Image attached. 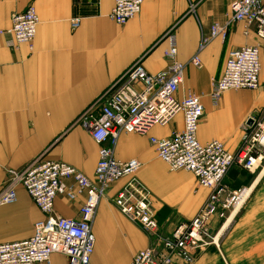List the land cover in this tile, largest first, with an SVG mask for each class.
<instances>
[{"label": "crops", "instance_id": "1", "mask_svg": "<svg viewBox=\"0 0 264 264\" xmlns=\"http://www.w3.org/2000/svg\"><path fill=\"white\" fill-rule=\"evenodd\" d=\"M234 1L145 0L141 12L121 25L110 17L115 0H0V30L11 27L13 15L31 4L40 18L33 49L27 44L10 49L0 34V194L14 173H22L37 159L65 162L93 180L100 146L76 118L135 62L141 61L151 73L166 70L170 60L164 54L168 44L165 35L171 29L177 40V60L186 65L177 96L192 92L204 105L199 141L206 144L219 140L228 151L236 152L244 125L262 102L253 99V90L242 89L225 92L214 104L211 92L229 51L258 43L254 31L244 22L232 24L226 38H214L201 52L202 68L189 63L202 34L209 35L214 23L229 21ZM191 4H195L194 11ZM73 18L81 19L77 29L72 27ZM259 88L264 96V54ZM182 129L183 115L178 113L168 125H156L147 134L121 133L115 146L117 159L136 158L143 163L138 177L150 191L156 218L168 233L191 220L210 194L193 173L172 171L150 142L151 137H169ZM233 170L239 172L237 180L245 186L244 169L239 166L228 171L227 184L232 187L235 182L230 175ZM126 181L115 182L99 204L93 223L96 243L92 264H131L139 251L154 243L111 201ZM65 183L74 184L71 179ZM262 185L264 169L245 190L234 213L240 210L237 216L233 214L227 227L224 225L218 233V245L199 248L191 263L175 255L174 264H264ZM15 187L17 200L0 206L1 242L30 238L36 222L44 218L24 186L17 182ZM85 200L84 191L77 190L74 200L58 195L55 213L78 217ZM220 221L214 218L212 227L217 229ZM40 264H68V258L56 253L50 263Z\"/></svg>", "mask_w": 264, "mask_h": 264}, {"label": "built area", "instance_id": "2", "mask_svg": "<svg viewBox=\"0 0 264 264\" xmlns=\"http://www.w3.org/2000/svg\"><path fill=\"white\" fill-rule=\"evenodd\" d=\"M144 1L115 0L111 19L126 24L141 12ZM191 10H195V4H191ZM71 22L73 29H77L81 19L73 18ZM239 22L254 31L258 43L229 51L221 76L213 82L211 98L214 104L227 91L260 87L264 0H235L229 21L214 23L209 35L202 34L199 48L189 63L202 68L201 52L205 47L214 38H226L229 26ZM39 24L36 7L31 4L23 12L14 14L11 27L0 30V34L4 35L10 49H17L22 44L33 49ZM165 39L168 44L164 54L170 60L166 70L151 73L141 61L135 62L79 115L76 123L86 129L100 146L93 180L65 162L49 159H37L22 173L12 175L13 179L0 194V206L17 200L15 184L20 182L44 218L36 222L30 238L19 242L0 241V264L50 263L56 253L65 255L68 264H92L96 243L93 223L99 204L113 184L123 178L127 179L126 183L111 201L154 240L151 246L134 256L131 264H174L175 255L191 263L199 248L218 245L215 241L218 233L236 212L244 194L242 188L235 190L225 182L226 175L234 165L248 171L263 165L264 116L253 117L251 125H244L240 146L234 153L219 140L201 143L198 129L204 105L195 93L189 92L182 98L177 96L184 82L186 65L177 60L178 46L173 29L166 33ZM178 113L183 115V129L175 130L169 137H151L150 142L155 146L157 156L172 171L193 173L199 185L208 188L210 194L191 220L168 233L156 218L150 191L138 177L143 163L136 158L117 159L115 146L121 133L147 134L156 125H168ZM66 179L74 182L78 192H86L78 217H60L55 213L58 195L65 194L71 200L76 198L75 185L66 184ZM216 217L222 223L214 229L211 223Z\"/></svg>", "mask_w": 264, "mask_h": 264}, {"label": "rangeland", "instance_id": "3", "mask_svg": "<svg viewBox=\"0 0 264 264\" xmlns=\"http://www.w3.org/2000/svg\"><path fill=\"white\" fill-rule=\"evenodd\" d=\"M233 92H235V91H233ZM252 93H254V96H253V99L254 100H257V99H260V101L262 102V105H258V106H256L257 108L256 109H254V111L252 112V114H251V118H253V117H256V118H261V117H263L264 116V99H263V101H262V92H260V88H258V89H256V90H253L252 91ZM264 97V96H263ZM88 108V107H87ZM86 108V109H87ZM85 109V110H86ZM84 110V111H85ZM80 115V114H79ZM79 117V116H78ZM78 117L76 118V120H78ZM75 120V121H76ZM234 166H237V165H234ZM264 169V163H263V168H262V166L259 168V169H257V170H254V171H248V170H246V169H244V170H242L243 172V177H244V184H246L245 186H242V194L245 192V190L249 187V185H251V182H252V180L254 179V177H256L259 173H260V171H262ZM262 192L264 193V185H262ZM111 189H109L108 191H107V195H108V192L110 191ZM244 191V192H243ZM245 204H246V201L243 203V207L245 206ZM247 209V208H246ZM262 209H264V207L263 208H261V210ZM240 211V210H239ZM238 211V212H239ZM238 212L236 213V216H237V214H238ZM235 216V217H236ZM234 217V218H235ZM264 218V217H263ZM221 223L222 222H220L219 223V226L221 225ZM218 226V227H219ZM217 227V226H216ZM217 227V228H218ZM219 243V242H218Z\"/></svg>", "mask_w": 264, "mask_h": 264}, {"label": "trees", "instance_id": "4", "mask_svg": "<svg viewBox=\"0 0 264 264\" xmlns=\"http://www.w3.org/2000/svg\"><path fill=\"white\" fill-rule=\"evenodd\" d=\"M239 172L236 170H233L230 175L232 176V178L235 180V182L232 184L233 189L238 190L242 187L243 183L240 180H237V176H238ZM226 182V181H225ZM227 183V182H226Z\"/></svg>", "mask_w": 264, "mask_h": 264}, {"label": "bare ground", "instance_id": "5", "mask_svg": "<svg viewBox=\"0 0 264 264\" xmlns=\"http://www.w3.org/2000/svg\"><path fill=\"white\" fill-rule=\"evenodd\" d=\"M229 222H230V220L227 221V223L225 224V227H224V228L227 227V225L229 224ZM220 232H221V231H220ZM220 232H219V233H220ZM216 238H217V237H216ZM215 241H216V240H215ZM216 242H217V241H216ZM217 243H218V242H217Z\"/></svg>", "mask_w": 264, "mask_h": 264}, {"label": "water", "instance_id": "6", "mask_svg": "<svg viewBox=\"0 0 264 264\" xmlns=\"http://www.w3.org/2000/svg\"><path fill=\"white\" fill-rule=\"evenodd\" d=\"M253 123V119L251 118L248 122L249 125H251Z\"/></svg>", "mask_w": 264, "mask_h": 264}]
</instances>
